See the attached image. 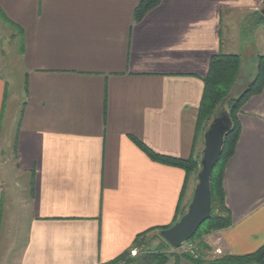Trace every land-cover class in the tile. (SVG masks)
I'll use <instances>...</instances> for the list:
<instances>
[{
  "label": "crops",
  "instance_id": "crops-1",
  "mask_svg": "<svg viewBox=\"0 0 264 264\" xmlns=\"http://www.w3.org/2000/svg\"><path fill=\"white\" fill-rule=\"evenodd\" d=\"M140 1L0 0L21 66L18 85L0 72V137L15 129L26 177L12 189L26 224L14 264H107L136 236L170 227L196 174L152 161L135 140L198 159L211 58L264 57V0H161L136 22ZM238 121L222 182L231 225L203 237L205 262L216 248L245 256L264 245V88ZM3 186L0 170V244Z\"/></svg>",
  "mask_w": 264,
  "mask_h": 264
},
{
  "label": "trees",
  "instance_id": "trees-1",
  "mask_svg": "<svg viewBox=\"0 0 264 264\" xmlns=\"http://www.w3.org/2000/svg\"><path fill=\"white\" fill-rule=\"evenodd\" d=\"M160 1L161 0H141L135 9L134 20L136 22L140 21L146 13L154 9ZM0 18L4 20L1 12ZM4 21L7 22L6 20ZM241 62L242 58L239 55H215L211 58L207 74L203 79V92L198 110L196 131H201L202 135L204 134L212 116L218 111L219 107L222 106L223 103L225 104V110L232 126L230 131L224 137V145L221 155L210 174V219L205 221L199 227L192 239H190V241H200L199 244H201V239L204 236L225 229L231 225L230 215L224 202V192L222 186L224 169L227 162L234 154L239 138L240 124L238 121V114L240 113V109L247 99L251 96L258 95L264 88V57L260 56L257 59L256 74L252 82L237 98H229L230 90L234 87L238 78L242 64ZM135 143L152 161L180 168L185 172L186 176L191 173L197 174L199 170L200 157L195 160L193 158L180 160L164 157L155 154L137 140H135ZM187 206L183 208L178 206L172 225L175 224L185 213ZM167 228H156L136 236L126 251L107 264H119L120 262L130 261L131 258H128L129 252L142 244L141 242L146 234L150 231H157L160 238V231ZM161 241L163 242V247L172 249L162 239ZM182 258L188 261V264H264V245L256 252L245 256H219L207 262H205L202 258L194 260L186 254L182 255ZM139 260L140 263L144 264H167L166 256L160 252L148 254L147 256L142 257V259L139 258L138 261Z\"/></svg>",
  "mask_w": 264,
  "mask_h": 264
},
{
  "label": "rangeland",
  "instance_id": "rangeland-1",
  "mask_svg": "<svg viewBox=\"0 0 264 264\" xmlns=\"http://www.w3.org/2000/svg\"><path fill=\"white\" fill-rule=\"evenodd\" d=\"M11 35V29L0 18V72L9 73L13 82L18 85L21 83V66L19 64L18 42L14 36L12 37ZM241 63L238 78L234 87L230 90L229 98H237L241 93H243L256 74V61L254 58H249L245 62L243 61ZM12 88L14 89L15 86ZM222 106H225V104ZM14 142L15 129L7 126L0 137V149L2 151V155L0 156V170L3 174V188L7 194L3 215L2 240L0 244V264H14V259L19 255L24 242V227L26 226L24 214H17L16 209L19 208V206H14L12 203V189L14 183L18 182L19 184H22L26 181V177L24 178V175L20 174L18 176L16 172L13 155ZM6 228L8 230L5 233ZM202 239L201 244L203 241ZM194 242L199 244L200 241L195 240ZM141 243L142 244L139 247L132 249L136 252L135 256L130 255L132 250L129 252L128 258H131L130 261L120 262L119 264H144L140 263V260L138 261V259H142V257L156 252H160L166 256L167 264H176V262L178 264H188V261L182 258V255H184L183 250L167 249L163 247V242L159 238L158 234H146ZM201 244H199V246ZM199 252L200 258H202L203 253L202 250H200V247ZM215 256L216 255L208 254L206 256L208 259L206 260L210 261L214 259Z\"/></svg>",
  "mask_w": 264,
  "mask_h": 264
},
{
  "label": "water",
  "instance_id": "water-1",
  "mask_svg": "<svg viewBox=\"0 0 264 264\" xmlns=\"http://www.w3.org/2000/svg\"><path fill=\"white\" fill-rule=\"evenodd\" d=\"M261 15L264 16V10L261 11ZM231 126L225 106H220L203 134V148L191 201L181 218L159 233L160 238L172 249H178L192 239L199 227L210 219V174L221 155L224 137Z\"/></svg>",
  "mask_w": 264,
  "mask_h": 264
},
{
  "label": "built area",
  "instance_id": "built-area-1",
  "mask_svg": "<svg viewBox=\"0 0 264 264\" xmlns=\"http://www.w3.org/2000/svg\"><path fill=\"white\" fill-rule=\"evenodd\" d=\"M178 249H182L183 253L188 255L189 257H191L192 259L196 260L200 258V252H199V246L196 242L194 241H187L185 242L180 248ZM214 254L216 256H221L222 255V251L219 248H216L214 250ZM131 256H135L136 252L135 250H132L130 252Z\"/></svg>",
  "mask_w": 264,
  "mask_h": 264
}]
</instances>
